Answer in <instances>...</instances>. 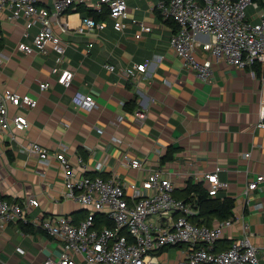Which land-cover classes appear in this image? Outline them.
Segmentation results:
<instances>
[{
	"label": "crops",
	"instance_id": "crops-1",
	"mask_svg": "<svg viewBox=\"0 0 264 264\" xmlns=\"http://www.w3.org/2000/svg\"><path fill=\"white\" fill-rule=\"evenodd\" d=\"M57 1L43 0L38 7L53 10ZM159 1L128 0L129 20L122 32H115L108 21L104 30L78 33L84 6L70 7L61 18L68 22V32L62 34L53 26L66 45L61 67L73 73L68 87L58 84L59 73L49 70L54 53L27 55L17 49L20 41L31 43L39 26L26 28L25 19L11 20L8 13L0 19V91L9 89L36 99L32 109L8 105L9 116H26L29 128L13 129L14 139L0 131V197L20 204L32 227L25 230L26 224L16 221L0 228V264H43L58 259L62 240L49 236L37 224L62 216L79 223L87 215L86 208L63 196L59 163L54 158L48 166L41 163L26 149L31 142L50 152H64L78 175L83 174L80 159L91 176L117 175L129 194L154 169L171 176L179 195L190 181L206 188L204 173L219 167V178L229 187L218 196L239 204L246 182L264 175V127L259 117L264 101V60L245 69L223 60L213 62L211 81H201L194 71L181 66L169 45L176 24L161 17ZM263 10L264 3L252 1L246 18L256 22ZM140 22L149 30L136 38ZM23 29L27 37L22 36ZM156 56L162 59L157 61ZM145 60L150 62L145 72L135 76L123 72ZM105 63L114 64L116 71L106 70ZM46 81L49 87L41 91L39 84ZM76 90L91 93L97 106L90 111L75 107L71 97ZM142 106L147 118L139 124L132 112ZM245 153L250 157H244ZM124 154L142 160L144 168L126 166ZM97 164H102L100 171L95 169ZM29 198H36L38 206H30ZM255 204L261 207L255 208ZM244 216L264 264V182L254 191ZM241 231L240 223L226 228L222 240L227 247ZM17 246L25 253L16 252ZM182 249L167 247L155 255L162 264H175ZM74 262L88 264L80 255L74 256Z\"/></svg>",
	"mask_w": 264,
	"mask_h": 264
},
{
	"label": "built area",
	"instance_id": "built-area-1",
	"mask_svg": "<svg viewBox=\"0 0 264 264\" xmlns=\"http://www.w3.org/2000/svg\"><path fill=\"white\" fill-rule=\"evenodd\" d=\"M42 1L0 0V19L8 13L11 20L25 19L26 28L39 26L31 43L20 41L17 49L27 55L54 53V65L49 70L59 73L56 82L68 87L73 73L61 67L65 60L66 45L61 35L54 32V24L62 34L68 32L69 24L61 18L70 7L82 5L98 13L107 9L108 14L107 19L102 21L83 16L76 29L78 33L104 30L108 21L115 32H122L129 20L128 0H60L55 2L53 10L39 8L38 4ZM251 3L252 0L157 2L161 17L172 20L177 26L170 35L169 45L180 59L181 66L194 71L201 81L210 82L213 62L223 60L233 67L245 69L264 60V10L258 21H249L246 8ZM148 30L149 27L140 22L135 37L139 38ZM22 36H28L26 29L22 30ZM92 45L90 43L88 48ZM155 58L157 61L162 59L161 56ZM149 63V60L134 63L124 68L123 72L127 76H135L136 72H145ZM104 68L110 72L116 71L114 64L105 63ZM48 87L47 81L39 84L41 91ZM71 101L75 107L87 111L97 106L91 93L80 90L73 93ZM9 104L32 109L36 106V99L29 94L20 96L9 89L0 91V131L7 132L10 139H14L13 129L25 130L29 128V121L20 114L10 117ZM132 115L141 124L147 118V109L138 107ZM259 117L264 127V101L260 103ZM117 119L122 121V116ZM26 149L47 166L54 158L63 176V196L87 209L86 217L79 223L62 216L42 219L37 224L49 236L63 242L59 258L47 260L43 264H75L76 255H80L88 264H162L155 254L164 248L177 246L183 249L175 264H261L260 251L251 241L252 231L245 220L244 209L251 204L259 184L264 182L262 174L246 182L241 193V206L235 203L230 217L206 226L191 221V217L199 213L197 202L174 197L177 186L162 169L145 174L141 187L134 188L129 194L126 192L127 185L117 175L108 178L91 176L81 159L79 165L83 174L78 175L64 152H50L37 142H31ZM243 156L248 158L250 153ZM122 159L130 168L143 169L145 166L142 160L130 159L127 154ZM95 169L100 171L102 164H97ZM219 171L220 168L216 167L214 171L204 173L209 196H216L229 187L227 181L219 178ZM28 204L38 206L39 202L36 198H29ZM254 206L260 208L261 204ZM98 213L105 215L113 226L96 228L94 216ZM16 221L29 224L23 216V207L0 197V228ZM239 223L241 234L230 242L228 248L216 250L214 247L223 238L226 228ZM16 252L24 254L25 250L17 246Z\"/></svg>",
	"mask_w": 264,
	"mask_h": 264
},
{
	"label": "trees",
	"instance_id": "trees-1",
	"mask_svg": "<svg viewBox=\"0 0 264 264\" xmlns=\"http://www.w3.org/2000/svg\"><path fill=\"white\" fill-rule=\"evenodd\" d=\"M259 4H263L264 0H252ZM80 11H85L83 16H91L97 21H102L107 19L108 11L104 9L102 12L98 13L92 9L86 8L85 6ZM175 25V30H176ZM255 66V65H254ZM183 193L179 195L175 194L174 197L178 199H182L184 201L196 199L197 205L199 207V213L193 217H191V221L193 223L199 225L212 226L214 222L222 221L227 219L232 215V211L235 205V200L233 198L227 196H209L207 189L202 186L201 183H192L188 182L187 186L182 190ZM95 226L100 229L103 226L112 227L113 224L105 217V215L98 213L95 214ZM27 228H32L28 224H26ZM125 234V232H123ZM229 247V246H228ZM225 242L220 239L216 246L214 247L216 250H222L228 248Z\"/></svg>",
	"mask_w": 264,
	"mask_h": 264
}]
</instances>
